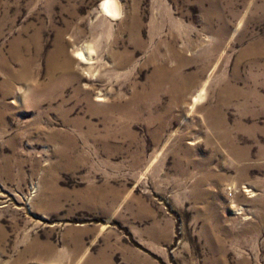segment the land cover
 I'll use <instances>...</instances> for the list:
<instances>
[{
  "label": "rangeland",
  "instance_id": "374dc122",
  "mask_svg": "<svg viewBox=\"0 0 264 264\" xmlns=\"http://www.w3.org/2000/svg\"><path fill=\"white\" fill-rule=\"evenodd\" d=\"M0 264H264V0H0Z\"/></svg>",
  "mask_w": 264,
  "mask_h": 264
},
{
  "label": "bare ground",
  "instance_id": "6f19581e",
  "mask_svg": "<svg viewBox=\"0 0 264 264\" xmlns=\"http://www.w3.org/2000/svg\"><path fill=\"white\" fill-rule=\"evenodd\" d=\"M79 55H80V58L88 61L86 63H90V60H91L92 57L90 55V49H88L87 45H85L84 47H82L79 50ZM64 64L66 65V67L70 65V62H69V60L67 58H64ZM163 69L164 68L162 66L156 67L154 75H155V78H156L157 81H161V80L166 79L167 76L164 74ZM199 97H200V94H198L196 96L195 100H198ZM101 99L102 98H99V100H101Z\"/></svg>",
  "mask_w": 264,
  "mask_h": 264
}]
</instances>
